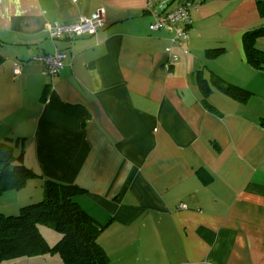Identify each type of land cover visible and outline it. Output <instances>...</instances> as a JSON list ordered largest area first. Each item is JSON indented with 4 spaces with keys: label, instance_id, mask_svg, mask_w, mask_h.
<instances>
[{
    "label": "crops",
    "instance_id": "crops-1",
    "mask_svg": "<svg viewBox=\"0 0 264 264\" xmlns=\"http://www.w3.org/2000/svg\"><path fill=\"white\" fill-rule=\"evenodd\" d=\"M185 1L0 0V141L38 175L42 199L46 180L80 189L111 264H264V71L244 44L264 27V0H191L179 47L150 26ZM97 12V35L50 38ZM58 51L53 78L34 58ZM26 198L0 211L37 202Z\"/></svg>",
    "mask_w": 264,
    "mask_h": 264
},
{
    "label": "trees",
    "instance_id": "trees-1",
    "mask_svg": "<svg viewBox=\"0 0 264 264\" xmlns=\"http://www.w3.org/2000/svg\"><path fill=\"white\" fill-rule=\"evenodd\" d=\"M258 9L264 18V1ZM263 36L264 27H261L248 31L244 38L247 60L260 71H264V53L256 41ZM209 54L216 55L217 50ZM225 84L223 91L235 100L246 103L252 97L244 88ZM36 177L22 156L16 154V146L0 141V194L21 190ZM79 192L76 186L46 180L42 200L22 207L19 214L7 215L0 211V262L18 257L59 255L63 264H111L110 256L99 243L104 227L75 200ZM42 226L59 235L55 245L48 243L41 232Z\"/></svg>",
    "mask_w": 264,
    "mask_h": 264
},
{
    "label": "built area",
    "instance_id": "built-area-1",
    "mask_svg": "<svg viewBox=\"0 0 264 264\" xmlns=\"http://www.w3.org/2000/svg\"><path fill=\"white\" fill-rule=\"evenodd\" d=\"M193 3L186 0L183 4L172 12L162 13L154 10L155 22L151 24V31L166 30L174 34L172 42L174 46L182 47L185 42H188L190 37L186 26L192 24L190 10ZM106 27V21L102 12H97L90 17H83L78 22L73 24H60L49 28V36L53 40L66 38L74 39L84 35L95 36L97 33ZM168 51H171L169 48ZM170 53V52H169ZM187 54V51H184ZM66 54L63 52H55L53 54L39 55L34 58V61L44 65L47 73L51 77H56L64 69L66 64ZM173 62L178 61L177 56H173ZM16 68V72H18ZM186 208V206H181Z\"/></svg>",
    "mask_w": 264,
    "mask_h": 264
},
{
    "label": "rangeland",
    "instance_id": "rangeland-1",
    "mask_svg": "<svg viewBox=\"0 0 264 264\" xmlns=\"http://www.w3.org/2000/svg\"><path fill=\"white\" fill-rule=\"evenodd\" d=\"M191 27H192V24L190 26H186L185 28L190 29ZM172 35L174 37V34ZM188 42H185V44H187ZM41 185H42V182L40 180L35 179V178L30 179L27 185L23 189L5 193L7 195L3 196L2 198H6V199L0 201V204L11 205L16 199L20 197L22 198L27 197L26 200H28V198L30 197H34L35 201H39L40 199H42V196H43V189L41 188ZM23 202H20V203H23ZM19 213H20V210L12 214H19ZM41 232L43 233V235L45 236V238L47 239L48 243L51 246H53L56 243V241H58L59 239V235L57 233L46 228L45 226L41 227ZM37 258L39 257H18L13 260H4L0 262V264H37L35 261Z\"/></svg>",
    "mask_w": 264,
    "mask_h": 264
}]
</instances>
